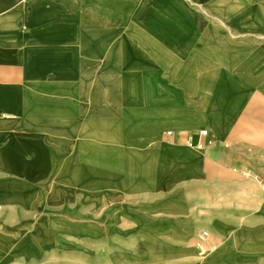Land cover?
Here are the masks:
<instances>
[{
	"label": "crops",
	"instance_id": "crops-1",
	"mask_svg": "<svg viewBox=\"0 0 264 264\" xmlns=\"http://www.w3.org/2000/svg\"><path fill=\"white\" fill-rule=\"evenodd\" d=\"M112 50L146 120L96 104ZM0 157L76 160L86 178L102 159L94 174L120 183L0 209V264H264V0H0ZM161 157L189 175L156 189Z\"/></svg>",
	"mask_w": 264,
	"mask_h": 264
},
{
	"label": "bare ground",
	"instance_id": "bare-ground-1",
	"mask_svg": "<svg viewBox=\"0 0 264 264\" xmlns=\"http://www.w3.org/2000/svg\"><path fill=\"white\" fill-rule=\"evenodd\" d=\"M55 65L58 66L60 74H66V58H63L61 62L56 64L55 60L50 59L48 69H55ZM35 66L37 67V65ZM105 71V85L108 89V94L104 103L101 102V104H96H105V109L101 110V113L105 114L108 123L115 118L120 119L123 124L146 120V114L142 112L138 106L131 103L128 94H117L119 88H122V91L125 92L129 86L128 80L132 75L131 73L134 72L131 68L130 58H117L113 50L112 52H108ZM120 78H122V80H120ZM34 88L37 89L40 94L46 90L50 91L51 85L35 84ZM110 92L112 94H109ZM31 101L50 102L51 100L49 97L40 95L39 97L32 98ZM107 129L109 130L108 127ZM136 130L143 132L142 128H137ZM148 160H150L153 165L157 164V174H155V177H157L156 182L158 181V184L155 186L156 189L164 187L163 181L165 178L172 176V181H177L189 175L187 169L180 168V163L177 160L173 168L167 167L168 160L163 157L149 158ZM102 161L104 160H101V162ZM99 162L100 160H92L90 165L91 175L89 178H86L73 174V170L77 168L76 160H55L49 158L24 160L0 157V171L9 176L3 179V181H0V209L14 204L28 206L35 197L34 190L39 187L48 191L47 198L52 203L63 201V197L59 191L62 187L78 189L82 186H84V194L89 195L92 202H98L104 189H114L115 184H117V186L120 184L119 181H115L114 179H108L104 176L94 174V167L98 166ZM58 225L63 227L61 223ZM24 242L25 241H22V247L31 245L29 242ZM0 252L2 251L0 250ZM0 257L3 256L0 255ZM26 257L28 258L29 255Z\"/></svg>",
	"mask_w": 264,
	"mask_h": 264
},
{
	"label": "built area",
	"instance_id": "built-area-1",
	"mask_svg": "<svg viewBox=\"0 0 264 264\" xmlns=\"http://www.w3.org/2000/svg\"><path fill=\"white\" fill-rule=\"evenodd\" d=\"M169 135H172V133L169 132ZM198 135L201 138L200 141L194 142L193 141V135L191 134L190 137L188 138V142L190 145H192V146H194L200 150H203L207 145L210 144V141H208L206 143L205 141L202 140L203 138L208 137L209 133L207 130H202V131L198 132ZM263 189H264V185H263ZM205 236H207V234H205Z\"/></svg>",
	"mask_w": 264,
	"mask_h": 264
},
{
	"label": "rangeland",
	"instance_id": "rangeland-1",
	"mask_svg": "<svg viewBox=\"0 0 264 264\" xmlns=\"http://www.w3.org/2000/svg\"><path fill=\"white\" fill-rule=\"evenodd\" d=\"M94 160H95V161L100 160L99 163H101V160H102V159H97V158H96V159H94ZM104 161H105V160H104ZM104 161H102V162H104ZM107 161H108V162H109V161H110V162H113L114 160H107ZM91 162H92V160H91ZM94 163H95V162H94ZM95 165H97V164H95ZM15 264H16V263H15Z\"/></svg>",
	"mask_w": 264,
	"mask_h": 264
}]
</instances>
